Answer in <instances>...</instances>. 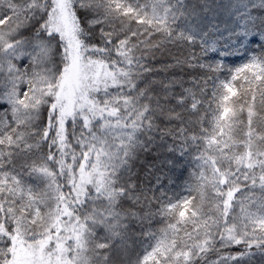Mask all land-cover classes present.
<instances>
[{"label":"snow or ice","instance_id":"1","mask_svg":"<svg viewBox=\"0 0 264 264\" xmlns=\"http://www.w3.org/2000/svg\"><path fill=\"white\" fill-rule=\"evenodd\" d=\"M0 264H264V0H0Z\"/></svg>","mask_w":264,"mask_h":264}]
</instances>
